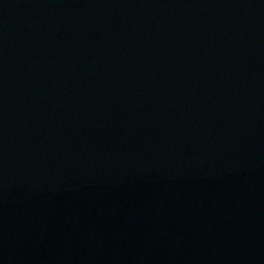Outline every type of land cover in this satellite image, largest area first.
Instances as JSON below:
<instances>
[{
  "label": "water",
  "instance_id": "1",
  "mask_svg": "<svg viewBox=\"0 0 264 264\" xmlns=\"http://www.w3.org/2000/svg\"><path fill=\"white\" fill-rule=\"evenodd\" d=\"M0 264H264V0H0Z\"/></svg>",
  "mask_w": 264,
  "mask_h": 264
}]
</instances>
